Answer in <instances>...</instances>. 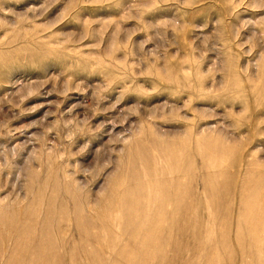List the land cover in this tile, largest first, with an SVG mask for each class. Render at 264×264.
<instances>
[{"label": "rangeland", "instance_id": "obj_1", "mask_svg": "<svg viewBox=\"0 0 264 264\" xmlns=\"http://www.w3.org/2000/svg\"><path fill=\"white\" fill-rule=\"evenodd\" d=\"M0 264H264V0H0Z\"/></svg>", "mask_w": 264, "mask_h": 264}]
</instances>
